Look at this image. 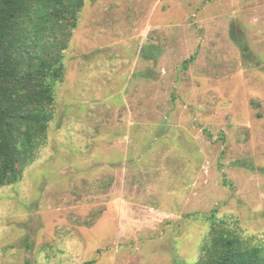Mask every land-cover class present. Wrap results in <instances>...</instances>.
Listing matches in <instances>:
<instances>
[{"label":"rangeland","instance_id":"374dc122","mask_svg":"<svg viewBox=\"0 0 264 264\" xmlns=\"http://www.w3.org/2000/svg\"><path fill=\"white\" fill-rule=\"evenodd\" d=\"M0 264H196L264 245V0H87Z\"/></svg>","mask_w":264,"mask_h":264},{"label":"trees","instance_id":"16d2710c","mask_svg":"<svg viewBox=\"0 0 264 264\" xmlns=\"http://www.w3.org/2000/svg\"><path fill=\"white\" fill-rule=\"evenodd\" d=\"M86 1L0 0V190L22 182L46 143ZM210 228L196 264H264L262 243L248 242L225 220Z\"/></svg>","mask_w":264,"mask_h":264}]
</instances>
